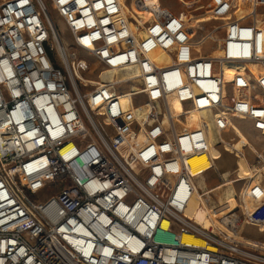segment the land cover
<instances>
[{
    "label": "built area",
    "instance_id": "obj_1",
    "mask_svg": "<svg viewBox=\"0 0 264 264\" xmlns=\"http://www.w3.org/2000/svg\"><path fill=\"white\" fill-rule=\"evenodd\" d=\"M47 1L0 0V264H264V244L233 234L264 229V180H245L217 222L187 209L232 123L264 140V0H177L220 22L201 36L163 0ZM223 61L242 73L225 79ZM106 68L118 72L86 92L71 79ZM201 152L209 168L189 160Z\"/></svg>",
    "mask_w": 264,
    "mask_h": 264
},
{
    "label": "bare ground",
    "instance_id": "obj_2",
    "mask_svg": "<svg viewBox=\"0 0 264 264\" xmlns=\"http://www.w3.org/2000/svg\"><path fill=\"white\" fill-rule=\"evenodd\" d=\"M182 1H184L185 4L191 3L190 2L191 0H182ZM240 5H242V4L240 3ZM246 10H248V6L240 8L236 12V15L242 14ZM185 12L187 14L186 15V19L188 20L187 23L189 24L190 27H193V28H195L196 26L198 27V25L201 24L200 22H207L210 20L207 13H194V14H192V13H189L188 11H185ZM124 13H125V10H124ZM259 25H263V24L259 23ZM61 41L64 44V46H66V43H67L66 39L64 37H62V38L60 37V38H57V47L58 48H59V44H61ZM154 53H155L158 60L162 59V51L155 50ZM211 54L213 56H220V52L218 49H213ZM231 64L233 65V64H237V63L228 62V61H223V63H222L221 74L225 79H226L225 73L229 69ZM242 69H243L242 66L237 65L233 68L232 73L241 74ZM113 72H118V71L117 70H114V71L108 70L106 68L105 70L100 72V74L98 76V77H100V79L97 77L96 78L85 77V76H83V74L81 72H76L75 75H72L71 79H72L73 83H75L77 88L79 89V83H80V85L86 84L88 86H94L98 82L106 81L107 79H109L111 77V75L113 74ZM122 103L124 105L130 104V100H129V98H127V95H125V94H122ZM132 107H133V109H137L138 106H135L134 104H132ZM178 108L179 107H178L177 103L173 104L172 110L174 112H177ZM232 125H233V128L237 134L235 135V139H233L231 142L225 143V147L232 150L233 152H235L236 156L239 157V158L237 157L239 159V161L242 162V164L239 167L236 166L235 167L236 169L233 170L234 173L236 172L238 174V178L234 181H231L227 177L223 182H219V183H216V185L209 186L207 184V182L205 181V175L211 171V170H208L205 175H201L197 179L196 189L194 191L192 199L190 200V202L188 204L187 209L189 210V212L195 216L196 220H198L199 222H203L206 225L209 222H211V220L214 222H217L218 221L217 217L227 215L231 212V211H229V212H226L223 214H219L217 207H218V205H221V206L226 205L227 203L233 201L234 198H236V196L238 194L237 190L235 189V185H234L236 181L246 180L249 183L250 181L264 180V147L262 149L263 151H260L259 148L257 149L255 144L249 139L247 134H245L241 130L240 126L237 123H232ZM210 137L212 138V140H215V136L212 132H211ZM138 138H139L140 144L145 142V137H144L143 133L140 132ZM215 148H217V147L214 145V143H212L209 153L212 156V158L214 159V162H213L214 167L218 168V165H217L215 158H214V155H213V150ZM245 148H250L254 152L257 153V156L259 158H261L260 159L261 163L259 165H254L253 163H252V165L249 164V161H247V159H245V156H244L245 151H246ZM189 160L192 163L200 164V168H202V169L209 168V166L212 165L211 160L209 159L208 155L205 152L195 154ZM231 172H232L231 170L225 169V170L221 171V174H222L221 176L226 177L229 174H231ZM243 172H244V175L241 174ZM235 200L237 201V198ZM245 204L248 207L251 206V202L249 200H246ZM244 228H245V226L242 227V229H244ZM241 230H240V232L233 233L236 236V238L246 240L249 242H258V243L264 244V241L258 240L259 238L258 239L252 238L251 236H248V235L242 233ZM261 231H264V229ZM181 238H182V241L190 242L195 247H206V248H212L213 247L211 244L207 243L200 236H195V235H192L189 233H184V234H182Z\"/></svg>",
    "mask_w": 264,
    "mask_h": 264
},
{
    "label": "rangeland",
    "instance_id": "obj_3",
    "mask_svg": "<svg viewBox=\"0 0 264 264\" xmlns=\"http://www.w3.org/2000/svg\"><path fill=\"white\" fill-rule=\"evenodd\" d=\"M202 2L205 4L207 2V0H202ZM163 3L167 7H169L171 10H173L175 13H177L178 15H181V16L187 15L185 12L186 9L177 0H163ZM47 7H48L49 12H50L52 18L54 19L55 24H56V26L60 32L61 38L64 37L66 39V41L69 42V35H68V32L66 30V27H65L62 19L56 14V12L53 9H51L50 3L48 1H47ZM218 23H220V22L209 20L207 22H203V23L199 24V25H201L202 29L198 30V32H197L198 36L203 35L205 33V31H210L213 28V26L217 25ZM215 34L220 37L222 34V30H216ZM211 45H212V43H211ZM74 50H76V49L74 48ZM76 55L77 56H83V57L86 56V54L84 52H81V51L79 53L76 52ZM51 56H52L55 64L62 67L61 59H60L58 52L56 50H54L51 53ZM88 59H89L91 65H93L94 59L92 57H89ZM237 65L238 64H233V65L231 64L230 67L228 66L229 69L227 68L228 70L225 73V77L227 80H229L231 78L230 76L232 74L233 68ZM82 74L85 77H92V78L97 77L100 79V77H98L99 74H96V73L91 74V73H89V70L82 72ZM92 88H93V86H88L86 84L80 85V83H79V89L82 92H86ZM236 123L241 127V129H243L245 131L244 133L247 134L249 139L255 144L256 148L257 149L259 148V150L261 151L264 147V140L255 135V133L249 127L248 122L245 120H236ZM224 150L221 147H217L213 150V155H214L215 161L218 165V168H217L218 170L212 169L210 172H208L205 175V181L207 182V184L209 186H213V185H216V183L221 182V180L224 177L220 178V174H221V171H223L225 169H229L232 171L231 174H229L228 176L232 177L235 175L233 170L235 169L236 166H238L240 161L237 157L234 156V155H236L235 152H233L232 150H230L226 147ZM245 150H246L245 151L246 156L249 160V164L252 165V163H253L254 165H259L261 163L260 159H257L255 157V154L252 153L250 150H248V148H245ZM226 151H228V152H226ZM241 174L244 175V172ZM244 181L245 180H240V181L235 182L234 185H235V189L237 190V192L239 191L240 187L243 185ZM237 207H238L237 201L233 200V201L227 203L226 205H223V206L218 205L217 209H218L219 214H223V213H226L229 211H233V210L237 209ZM241 231H242V233H244L248 236H251L252 238H255V239L259 238L258 240L264 241V231H258L254 227H245Z\"/></svg>",
    "mask_w": 264,
    "mask_h": 264
},
{
    "label": "crops",
    "instance_id": "obj_4",
    "mask_svg": "<svg viewBox=\"0 0 264 264\" xmlns=\"http://www.w3.org/2000/svg\"><path fill=\"white\" fill-rule=\"evenodd\" d=\"M235 156H236V155H235ZM244 156H245V154H244ZM238 158H239V157H238ZM245 159H247L246 156H245ZM241 164H242V162L240 161L238 167H239ZM235 169H236V168H235ZM235 199H236V198H234V200H235Z\"/></svg>",
    "mask_w": 264,
    "mask_h": 264
}]
</instances>
